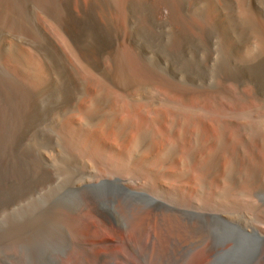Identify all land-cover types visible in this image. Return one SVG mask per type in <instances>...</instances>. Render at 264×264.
I'll return each mask as SVG.
<instances>
[{
    "label": "bare ground",
    "instance_id": "1",
    "mask_svg": "<svg viewBox=\"0 0 264 264\" xmlns=\"http://www.w3.org/2000/svg\"><path fill=\"white\" fill-rule=\"evenodd\" d=\"M183 62L214 90L178 86ZM0 150L23 184H44L54 156L83 155L128 189L104 170L173 198L249 197L264 177V0H0ZM240 234L225 231L234 244L210 264Z\"/></svg>",
    "mask_w": 264,
    "mask_h": 264
},
{
    "label": "rangeland",
    "instance_id": "2",
    "mask_svg": "<svg viewBox=\"0 0 264 264\" xmlns=\"http://www.w3.org/2000/svg\"><path fill=\"white\" fill-rule=\"evenodd\" d=\"M158 54L152 51L149 62L169 74L172 63L159 62ZM184 66L193 65L183 62L175 72L178 86L214 90L210 73L194 77ZM78 159L54 156L44 184H23L12 176L17 165L0 150V264H210L234 244L225 231L252 234L259 242L247 264H264V177L251 181L249 197L197 191L173 198L172 191L115 167L104 171L124 176L132 189L120 179L101 182L99 169L86 156Z\"/></svg>",
    "mask_w": 264,
    "mask_h": 264
},
{
    "label": "water",
    "instance_id": "3",
    "mask_svg": "<svg viewBox=\"0 0 264 264\" xmlns=\"http://www.w3.org/2000/svg\"><path fill=\"white\" fill-rule=\"evenodd\" d=\"M242 235V246L239 249L238 252L233 251H229L226 252L225 254L221 255L220 257H218L215 261L214 264H233V262L235 261V258L243 253H247L253 250V247H249L246 242H253L255 243V238L250 235V234H240Z\"/></svg>",
    "mask_w": 264,
    "mask_h": 264
}]
</instances>
